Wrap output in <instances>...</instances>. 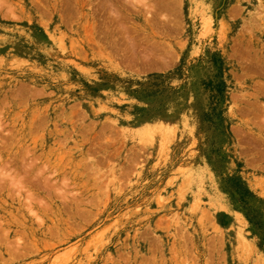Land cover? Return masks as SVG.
Wrapping results in <instances>:
<instances>
[{"label": "rangeland", "instance_id": "rangeland-1", "mask_svg": "<svg viewBox=\"0 0 264 264\" xmlns=\"http://www.w3.org/2000/svg\"><path fill=\"white\" fill-rule=\"evenodd\" d=\"M0 264H264V0H0Z\"/></svg>", "mask_w": 264, "mask_h": 264}]
</instances>
